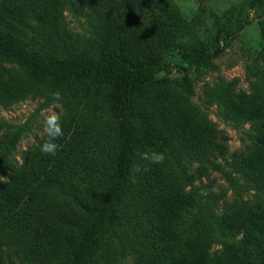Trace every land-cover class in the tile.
<instances>
[{
    "label": "trees",
    "instance_id": "1",
    "mask_svg": "<svg viewBox=\"0 0 264 264\" xmlns=\"http://www.w3.org/2000/svg\"><path fill=\"white\" fill-rule=\"evenodd\" d=\"M77 1L90 47L67 27L68 0H0V106L59 102L73 112L62 129L75 141L94 129L100 145L91 160L76 161L71 143L13 167L0 185V264H117V242L130 240L142 245L139 264H264V45L249 93L223 77L203 87L224 119L249 126L233 164L263 193L214 217V228L238 241L211 258L210 236L187 228L195 204L188 187L206 162L228 154L229 139L192 102L191 73L214 68L247 22L222 30L215 48L185 47L191 29L173 0ZM260 30L264 42V23ZM182 47L185 65L166 62ZM167 68L173 77L161 74ZM182 160L196 171L180 170Z\"/></svg>",
    "mask_w": 264,
    "mask_h": 264
},
{
    "label": "rangeland",
    "instance_id": "2",
    "mask_svg": "<svg viewBox=\"0 0 264 264\" xmlns=\"http://www.w3.org/2000/svg\"><path fill=\"white\" fill-rule=\"evenodd\" d=\"M181 16L188 23L191 35L185 41L187 47L193 43H202L207 48L218 46L217 36L222 30L233 33L239 24L247 22L246 26L231 40L223 53L212 61L214 68L203 69L191 73L195 96L192 102L198 105L215 124L219 131L228 137V154L225 157L211 159L205 163L207 172L188 187L195 198L194 210L187 219V228L195 234L207 233L211 238L209 255L218 257L224 245L234 243L238 238L221 235L213 224L214 217L238 209L248 207L262 196V191L248 183L234 168L233 154L243 149L246 144L248 125L237 124L224 119L218 108L208 105L203 96L205 84H213L220 77L230 81L235 79L236 90L249 93L251 84L261 77L262 61L259 58L263 49L260 24L264 23V0H173ZM81 3L68 0L64 11L68 29L79 35L90 47L92 33L88 20L79 9ZM91 44L89 45L88 43ZM184 48L169 53L166 62L183 64L180 52ZM170 73V68L161 74ZM61 115V123L69 118L70 108L59 102L45 104L41 97L27 99L10 107L0 106V185L8 182L14 166L22 164L30 152L41 153L40 145L47 136L43 132L44 117L50 107ZM94 134L93 136H90ZM73 131L63 130V135L55 142L62 149H68L73 144L74 159L79 161L87 156V160L96 158L100 152L97 144V133L77 134L76 141L72 138ZM39 156L36 161H39ZM178 167L184 173H194L197 163L182 160ZM126 241V240H123ZM142 245L130 240L117 242V254L114 257L117 264H139ZM115 263V260H114Z\"/></svg>",
    "mask_w": 264,
    "mask_h": 264
},
{
    "label": "clouds",
    "instance_id": "3",
    "mask_svg": "<svg viewBox=\"0 0 264 264\" xmlns=\"http://www.w3.org/2000/svg\"><path fill=\"white\" fill-rule=\"evenodd\" d=\"M54 99H59L58 93H53ZM53 107H50L47 111V114L44 117V128L43 132L47 136V139L44 141L42 145H40V151L43 154H50L55 155L59 145L55 142L59 137L63 135V129L61 125V115L60 113L56 112ZM145 159H151L154 163H161L163 162V155L162 154H152L151 157L147 153L142 154ZM6 179L5 177L0 176V180Z\"/></svg>",
    "mask_w": 264,
    "mask_h": 264
}]
</instances>
